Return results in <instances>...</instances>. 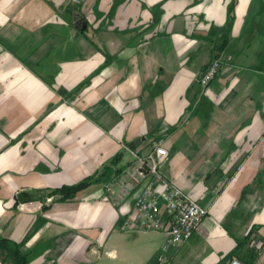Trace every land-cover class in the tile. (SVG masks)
<instances>
[{
	"label": "crops",
	"instance_id": "0c3cea01",
	"mask_svg": "<svg viewBox=\"0 0 264 264\" xmlns=\"http://www.w3.org/2000/svg\"><path fill=\"white\" fill-rule=\"evenodd\" d=\"M232 1L0 0V239L29 264H160L166 236L125 230L104 188L162 137L208 210L168 264H264V0H236L224 37Z\"/></svg>",
	"mask_w": 264,
	"mask_h": 264
},
{
	"label": "built area",
	"instance_id": "2783aa9c",
	"mask_svg": "<svg viewBox=\"0 0 264 264\" xmlns=\"http://www.w3.org/2000/svg\"><path fill=\"white\" fill-rule=\"evenodd\" d=\"M222 63L216 59L199 79L203 89L208 88L220 73ZM169 153L164 138H156L152 149L135 160L118 178L104 188L105 198L120 206L127 231H155L166 236V245L160 264H168V247H179L188 242L208 216V210L190 194L184 192L161 170ZM133 205L125 208V202ZM250 247L259 255L264 242L257 236L250 239ZM229 264H245L234 257Z\"/></svg>",
	"mask_w": 264,
	"mask_h": 264
},
{
	"label": "trees",
	"instance_id": "16d2710c",
	"mask_svg": "<svg viewBox=\"0 0 264 264\" xmlns=\"http://www.w3.org/2000/svg\"><path fill=\"white\" fill-rule=\"evenodd\" d=\"M236 0L232 1L230 7V21L227 28L224 30V37L228 36L232 30V22L234 20V9H235ZM216 60V59H215ZM118 158H114L112 162H115ZM90 184V180H86L80 184L71 187H64L56 191L62 195L61 200L73 199L77 196L78 193L83 191ZM250 242V240H249ZM252 259L255 260L258 257V253L251 248ZM0 257L3 264H29L28 258L21 252V245L12 243L4 238L0 239Z\"/></svg>",
	"mask_w": 264,
	"mask_h": 264
},
{
	"label": "rangeland",
	"instance_id": "374dc122",
	"mask_svg": "<svg viewBox=\"0 0 264 264\" xmlns=\"http://www.w3.org/2000/svg\"><path fill=\"white\" fill-rule=\"evenodd\" d=\"M222 63V62H221ZM121 232H123L124 234H127V233H125L124 231H121ZM149 232H155V231H149ZM130 235V234H129ZM131 236H134L133 234H131ZM123 246H125V247H127L130 251H132L133 250V248H134V246H135V244H134V242H133V239H130V238H125L124 239V243H123ZM0 262L2 263V261H1V257H0ZM3 264V263H2Z\"/></svg>",
	"mask_w": 264,
	"mask_h": 264
},
{
	"label": "water",
	"instance_id": "95a60500",
	"mask_svg": "<svg viewBox=\"0 0 264 264\" xmlns=\"http://www.w3.org/2000/svg\"><path fill=\"white\" fill-rule=\"evenodd\" d=\"M142 141H143V140H136V141H134V142L131 144V146H130L131 150L134 151V150L136 149V147H138V146L141 145ZM19 199H20L21 201H24V202H25V200H23V194H21V195L19 196Z\"/></svg>",
	"mask_w": 264,
	"mask_h": 264
}]
</instances>
